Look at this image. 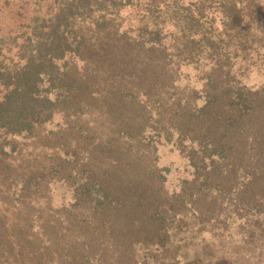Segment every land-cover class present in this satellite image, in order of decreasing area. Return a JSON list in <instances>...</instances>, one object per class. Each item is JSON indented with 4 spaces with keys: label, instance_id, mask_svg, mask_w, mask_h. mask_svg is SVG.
Masks as SVG:
<instances>
[{
    "label": "rangeland",
    "instance_id": "374dc122",
    "mask_svg": "<svg viewBox=\"0 0 264 264\" xmlns=\"http://www.w3.org/2000/svg\"><path fill=\"white\" fill-rule=\"evenodd\" d=\"M43 4L0 0V35L44 13ZM158 65L153 87L148 70ZM68 71L91 85L75 116L59 108L31 135L9 139L0 264H264L262 177L234 168L195 174L190 136L179 133L186 124L166 122L173 104L184 119L203 104L191 69L150 61L143 50L134 57L104 36ZM116 78L121 87L108 88Z\"/></svg>",
    "mask_w": 264,
    "mask_h": 264
},
{
    "label": "trees",
    "instance_id": "16d2710c",
    "mask_svg": "<svg viewBox=\"0 0 264 264\" xmlns=\"http://www.w3.org/2000/svg\"><path fill=\"white\" fill-rule=\"evenodd\" d=\"M38 1L44 13L0 35V165L14 149L10 138L31 135L59 108L75 116L91 85L70 79L68 61L81 60L87 47L109 36L134 57L143 50L150 61L161 57L191 69L204 85L195 93L203 104L188 110V117L179 116L178 104L165 113L169 125L187 126L179 133L190 136L186 158L195 174L211 178L244 169L264 185V0ZM158 67L148 70L153 87ZM116 86L119 78L108 88ZM128 107L118 109L124 115ZM233 149L236 165L230 162Z\"/></svg>",
    "mask_w": 264,
    "mask_h": 264
}]
</instances>
